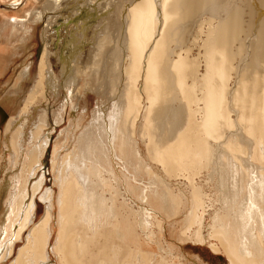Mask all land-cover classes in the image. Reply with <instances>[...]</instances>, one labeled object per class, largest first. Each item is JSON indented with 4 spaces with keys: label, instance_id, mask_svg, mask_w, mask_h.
I'll use <instances>...</instances> for the list:
<instances>
[{
    "label": "bare ground",
    "instance_id": "6f19581e",
    "mask_svg": "<svg viewBox=\"0 0 264 264\" xmlns=\"http://www.w3.org/2000/svg\"><path fill=\"white\" fill-rule=\"evenodd\" d=\"M61 1L51 0L54 37L44 38L36 89L19 109L34 50L22 44L9 71V81L18 74L21 82L15 92H0V264H151L157 257L149 256L152 243L161 233L155 228L162 229L183 202L184 227L197 224L198 240H205L208 213L210 236L231 264H264V0H103L97 7ZM4 15L0 34L6 37L11 25ZM44 18L40 14L36 23ZM108 20L113 31L98 43L97 31L103 34L101 22ZM30 30L23 42L35 35ZM52 57L59 63L57 83L51 81ZM104 63L117 69L120 93L94 110L92 127L75 139L61 165L56 154L59 198L53 188L43 192L45 213L37 222L43 172L30 182L49 143L43 127L51 123L47 113L41 116L30 132L39 144L29 149L22 127L36 92L62 94L57 119L81 94L102 93L100 80L111 69ZM76 117L74 128H83L84 118ZM12 128L15 138L8 134ZM204 171L214 180L216 206L208 189L195 183ZM182 174L190 189L177 191L172 178ZM56 203L60 238L51 252Z\"/></svg>",
    "mask_w": 264,
    "mask_h": 264
},
{
    "label": "rangeland",
    "instance_id": "374dc122",
    "mask_svg": "<svg viewBox=\"0 0 264 264\" xmlns=\"http://www.w3.org/2000/svg\"><path fill=\"white\" fill-rule=\"evenodd\" d=\"M22 1L20 0L19 3L21 4L18 5L16 8H14L12 6L10 7L8 3L0 0V13H5L4 16L7 19L6 21H9L11 25L10 33L12 34L14 32V34H12L13 36H11V34L9 33V36L7 35L6 37H3L0 34L1 35L0 37V47H1L0 48V92L2 90H9L10 92H13V91L15 92V90L17 89V86L21 82V79L19 78L18 74L16 75L14 79L9 81V78H10L9 71H10V68L15 63V61L17 60V49L20 47V45L27 44L29 48L31 47L32 49H34L32 52L33 58L31 59L33 63L32 69H31V75H29L27 79H25L23 82V87L24 86L25 87H24V91L21 92L22 98L18 97L19 102L21 101L19 104V109L23 107L22 106L23 100L27 97V95L32 90L36 89L35 85L39 81V73H38L39 69L38 68H39L40 57H41L43 46H44V38L47 37L49 38V40L53 39L54 34H51L50 32H53L54 28H51V25L56 17L55 16L56 13L54 11L56 8L52 6L51 0L50 1L49 0H22ZM48 1L50 2V5ZM61 2H62V5H67L69 7H72L75 4H84L88 6H92V4H95V6L97 7L98 5L99 6L103 5L104 3L103 0H62ZM238 3L242 5L244 1L238 0ZM49 7L52 9H50ZM40 14H43L45 18L43 19V21L41 20L36 23ZM112 23L113 21H110V20H108V22H101L103 26L101 27L102 29L100 31H103V34H98L99 31H97L96 38L100 39L98 40V43L103 38L104 33L113 31L111 28V26L113 25ZM1 24H2V20L0 18V25ZM32 27H34L35 35L32 36L33 38L29 37L28 38L29 40L27 39L25 42H23L24 38L28 37V35L30 34V31H31L30 29ZM45 34H47L48 36H45ZM192 38L193 36H191V40H193ZM93 42L96 43V41H93ZM91 48H93V46L88 45V50ZM94 49L95 51L92 53V55H94L95 53L99 51L97 50V46H95ZM198 53H199V50H196L195 56H197ZM98 54L101 55L100 53ZM104 65L107 67V69H110V68L111 69L108 72L104 73L102 76V79L100 80V83H101L100 88L102 90V93H96L94 91H89L88 93L85 94L86 96L85 95L83 96V94H81L80 96L81 98H79L78 96V99L75 100V102H77V105L75 106V102H74L73 106H71L70 104L68 105V107L66 108L64 107L63 112H62L63 114L60 115L57 119L54 118L55 117L54 113L58 110L57 108H59V111H62L60 110L63 107L61 106L62 102H64V100L62 99V94L57 93L55 88H49L50 90H49V95L47 98L44 97V94L41 93L42 92L41 89H38L37 90L38 92H36L37 94L34 99L35 100L34 108L30 110V114H29L28 126L26 127V125H24L22 127V130L27 128L26 136L30 140L29 149H33L36 147V145L39 144L38 141L33 140V136L30 134V132L32 129L36 130V126L38 124L41 125L42 123L40 120L41 116L47 113V122H49V124L51 123L50 125H48V127H46V125L43 127L45 128V132L50 134L49 143H48L46 151L43 154V159L41 161L42 164L41 166L38 167L39 171L36 175L31 177V182H30L31 185L34 182H36L43 172V175L45 178L44 184L35 195V199L37 200L38 205H39L38 208H36L37 220L35 221L37 222H39V220L42 219L45 213L44 209H45L46 203L41 198L43 192L46 189L53 188L55 189V195H56L55 199L59 198L58 197L59 196V185H57V183L54 184V180L55 182H57V179L54 177V174L56 171H54V168H53V159L55 160V158L58 156L57 157L58 164L60 163L61 165L62 157L67 153L66 151H69L71 145L75 143V139L78 136H80L83 132L88 131V129L92 127V119H93L94 110L98 108L101 102L108 103V98H110L112 95H116L120 93L117 69H115L113 65H110L107 63L106 64L104 63ZM51 71L54 74L51 77V81H54L55 83H57V76L59 73V63L57 61V58L55 57H52ZM82 78L84 79V81L81 82L82 89H83L84 85L86 84L85 82L87 81V77L83 76ZM79 103L81 104L80 109L76 110L77 107L79 106ZM46 109H49V111H46ZM76 115L79 116V119L84 118L81 124L83 128L81 129H75L73 126L75 124L74 121L78 120ZM4 128H5L4 131H6V126H4ZM10 130L8 131V134L9 135L11 134L13 136V134H15L16 132L13 128ZM13 137L15 138L17 137V135L15 134V136ZM32 142H35V143L32 144ZM58 150H59V153H57ZM4 151L6 153L8 152L7 149H5ZM7 155L10 156L9 153ZM75 157H78V156H75ZM256 164L258 166L262 165L260 162H256ZM153 165H154V168L157 167L155 163H153ZM160 168L162 169V167ZM158 170L160 169L158 168ZM207 173L208 171H204L200 173L199 175H196L195 183L199 185H203L205 189H208L207 191L212 196V198L210 201L208 199L207 200L210 202V204H215L216 206L217 201H216V197L214 196L215 194L214 180H211L210 178H208ZM187 179L188 178H186L183 174L179 175L178 177L172 178L173 188L176 189L177 191H178V187H181L186 190L190 189V180L188 179L189 180L188 181ZM206 181L211 183L210 184L211 186L210 185L207 186ZM106 194L109 196L108 191ZM130 202L133 205V207L136 209V207L138 206L137 203H134V201L133 202L130 201ZM186 204H187L186 202H183L182 205H178L176 207L175 209L176 214L165 219L162 229L160 228V226H157L155 228L156 234L157 232L159 234L161 231L160 235L155 236L156 241L159 243L161 242V243L159 244L156 241L152 243V246L154 248L151 249L149 256L150 255L152 256V253H156L157 257L154 258L151 264H155V263L157 264V262H161V264H231L229 260V256L226 253L223 246L221 245L220 241L217 238L210 236L211 229H210V226H208L209 223L212 221L210 218V214L207 213L206 214L207 216L205 215L206 217L205 225H204L205 227L201 231L202 235L205 237L204 241L203 239H200V238L198 240L196 235L193 234L194 233L193 231H195L196 233V229H198L197 224L188 228L189 230H187V228L185 229L183 218L187 211V207L185 208V206H187ZM177 209H178V213H177ZM209 209H212V207H210ZM60 210H61L60 204L56 203L54 207V214L55 216L57 214L58 218L57 220L55 219L53 221L54 224H52V228L54 229V232H53V237L51 238L52 243L50 244L51 252H53L52 251L53 249H51L53 246H54V249L57 247L58 240L60 238V222H59L61 219ZM173 224H175V226ZM182 228H184L185 230ZM182 230H184L185 232ZM182 232H184V234ZM163 234H165L166 236ZM182 234L185 236H183ZM181 237H183V239H181ZM102 242H104V237L100 240V243ZM24 245H25V242H23L22 240L18 242L15 257L18 254V250L22 248ZM158 245H160V247L161 246L163 247L160 248ZM213 246H217V249L214 250L215 248ZM167 249L169 250V252ZM171 250L172 252H170ZM96 253H98L97 250H96ZM52 257L55 263H57L58 259L55 258L53 253H52ZM165 258L167 259L165 260ZM11 261L12 260H10V262Z\"/></svg>",
    "mask_w": 264,
    "mask_h": 264
},
{
    "label": "crops",
    "instance_id": "0c3cea01",
    "mask_svg": "<svg viewBox=\"0 0 264 264\" xmlns=\"http://www.w3.org/2000/svg\"><path fill=\"white\" fill-rule=\"evenodd\" d=\"M1 48V47H0Z\"/></svg>",
    "mask_w": 264,
    "mask_h": 264
}]
</instances>
